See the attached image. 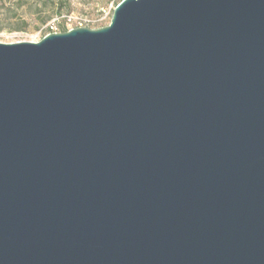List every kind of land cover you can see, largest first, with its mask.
I'll return each mask as SVG.
<instances>
[{
  "label": "water",
  "instance_id": "1",
  "mask_svg": "<svg viewBox=\"0 0 264 264\" xmlns=\"http://www.w3.org/2000/svg\"><path fill=\"white\" fill-rule=\"evenodd\" d=\"M0 264H264V0L0 41Z\"/></svg>",
  "mask_w": 264,
  "mask_h": 264
},
{
  "label": "rangeland",
  "instance_id": "2",
  "mask_svg": "<svg viewBox=\"0 0 264 264\" xmlns=\"http://www.w3.org/2000/svg\"><path fill=\"white\" fill-rule=\"evenodd\" d=\"M120 0H0V41H38L54 23L57 31L68 30L67 15L76 19L72 27L97 29L110 23ZM112 8L106 16V11Z\"/></svg>",
  "mask_w": 264,
  "mask_h": 264
},
{
  "label": "built area",
  "instance_id": "3",
  "mask_svg": "<svg viewBox=\"0 0 264 264\" xmlns=\"http://www.w3.org/2000/svg\"><path fill=\"white\" fill-rule=\"evenodd\" d=\"M113 8H115V6ZM111 10H112V8H109L108 11L105 12L106 16H108L111 13ZM65 18H66L65 20L67 22V25L69 26L68 29L74 28L71 26V23L76 19V17L73 15H67ZM79 26L83 27L81 22L79 23ZM50 27H51L50 32H58L57 28L54 27V23ZM50 32H48V33H50Z\"/></svg>",
  "mask_w": 264,
  "mask_h": 264
},
{
  "label": "trees",
  "instance_id": "4",
  "mask_svg": "<svg viewBox=\"0 0 264 264\" xmlns=\"http://www.w3.org/2000/svg\"><path fill=\"white\" fill-rule=\"evenodd\" d=\"M61 31H66V29H63V30H61ZM49 32H50V30H49Z\"/></svg>",
  "mask_w": 264,
  "mask_h": 264
}]
</instances>
